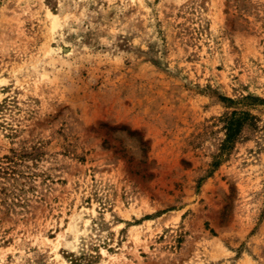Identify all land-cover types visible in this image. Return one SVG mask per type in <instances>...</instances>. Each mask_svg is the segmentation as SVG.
<instances>
[{
	"label": "rangeland",
	"instance_id": "rangeland-1",
	"mask_svg": "<svg viewBox=\"0 0 264 264\" xmlns=\"http://www.w3.org/2000/svg\"><path fill=\"white\" fill-rule=\"evenodd\" d=\"M264 0H0V264H264Z\"/></svg>",
	"mask_w": 264,
	"mask_h": 264
},
{
	"label": "trees",
	"instance_id": "trees-1",
	"mask_svg": "<svg viewBox=\"0 0 264 264\" xmlns=\"http://www.w3.org/2000/svg\"><path fill=\"white\" fill-rule=\"evenodd\" d=\"M221 101L227 105V108H232V111L222 118L224 122L225 140L222 143L221 153L217 157L215 166L219 164L226 153H229L234 148L235 144L241 138L245 127H257V117L250 110H239L238 106L250 109L260 105L264 106V99L255 96H246L241 100L222 97Z\"/></svg>",
	"mask_w": 264,
	"mask_h": 264
}]
</instances>
